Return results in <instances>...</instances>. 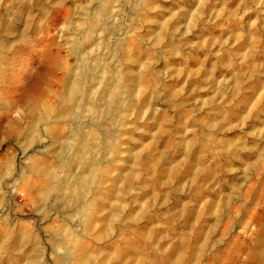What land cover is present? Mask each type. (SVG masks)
Segmentation results:
<instances>
[{
	"label": "rangeland",
	"instance_id": "1",
	"mask_svg": "<svg viewBox=\"0 0 264 264\" xmlns=\"http://www.w3.org/2000/svg\"><path fill=\"white\" fill-rule=\"evenodd\" d=\"M4 42L13 63L0 98L33 85L52 54L40 84L56 107L71 69L85 73L81 105L88 91L121 95L106 112L85 103L84 115L80 105L42 123L31 143L8 129L14 118L30 125L32 91L8 110L0 101L2 241L24 237L25 257L37 252L40 264H80L82 248L92 264H264V0H0ZM78 131L86 161L109 172L79 201L70 176L33 205L32 188L49 181L30 169L34 157L60 180L72 164L88 173L60 146ZM11 247L0 264L24 259Z\"/></svg>",
	"mask_w": 264,
	"mask_h": 264
},
{
	"label": "bare ground",
	"instance_id": "2",
	"mask_svg": "<svg viewBox=\"0 0 264 264\" xmlns=\"http://www.w3.org/2000/svg\"><path fill=\"white\" fill-rule=\"evenodd\" d=\"M104 9H105V13H108V8L105 7ZM73 44H75V42ZM0 45L2 51L7 52L9 50L7 43L4 42L1 43ZM9 58L10 57L5 53L3 55L0 54V87L4 88V90L5 87H7V80H6L7 72L9 70L10 65L13 63L10 61ZM56 61H57L56 54H52L49 60L47 61V63L43 65V71L41 70V68L38 71L39 78L30 87H26L24 89L19 88L18 93L15 92L12 96L6 95L5 92H3V94L1 95L0 98L1 105L4 108H6V110H8L13 108L15 104L24 97V94L26 93L27 90L28 92L29 90L32 91L30 92V98L32 101V107L30 112L32 116V121L30 125L25 126L21 118H14L11 127L8 129L9 131L8 133L16 136L18 139L26 138L27 142L31 143L34 141L33 136L35 137L39 133L42 123H48L49 121H54V120L58 121L64 118L74 117L76 114H78L76 112V107H80L81 105L80 99L84 89L86 88V85L85 87L83 85L85 80V73L83 71H79V70L76 71L73 69L70 70L69 76L64 81V91L61 96L62 105H60L59 107L55 106L54 102L52 101L51 95L48 92H46V90L43 89V87L40 84L41 77L53 72V70L55 69ZM103 78L104 77H102V79ZM100 79H101V75L95 74L92 77L91 81L97 82ZM110 82H111V78H107L106 85H108ZM85 95H86L85 103H89L90 109L94 108L95 110H98V112L100 113L109 110L107 103L105 105V101H107L108 98H112L114 99V101H116L118 100L121 94L119 92V87H115L112 91H106V88L103 89L98 93V96H93L90 91H88ZM85 103L81 105L80 107L81 111L79 115L80 114L84 115V113L86 112L87 108ZM51 131L52 129H50V133ZM76 135H79L80 137L76 138ZM51 137H52L51 139L54 140V142L57 140L53 132L51 133ZM73 139L74 140L71 144L69 142L64 141L60 144V146L62 147L63 151H68L72 149L73 152L76 154V156L79 158L80 167H84L85 170L88 171V173L76 174L72 171L75 168L74 164L72 165L69 164L70 166L66 168L65 177L62 178V180H60L57 177V173L55 172V169H52L51 167H43L42 169H40L41 168L40 160L38 157H34L30 163V169H32L34 174L46 176V178L49 179V181L47 182V185L45 187L41 188V185H36L35 187L32 188V195L30 200L31 202H33V205L39 204L41 201L45 202L47 199H49L51 190L53 189L51 186H49L51 184L50 182H56V184H58L59 181L69 182L68 180L71 178L70 176H72L71 179L73 181L71 182L72 195L73 197H77V201H79L81 197L87 196V193L92 192L91 187L86 186L85 185L86 183L88 184L89 183L93 184L94 182L99 183V181L103 177L102 175H104L105 172L106 173L109 172L108 170L106 171L104 169L102 170L101 166L97 162H94V165L92 166L89 164L88 161H86L88 155H86L85 152V148H86L85 134L81 133L80 131L75 132L73 134ZM112 147H116V145H112ZM5 167L10 168V162L6 163ZM58 193L61 194V198L65 197L64 191L62 190L61 187H58ZM98 199L95 201L99 202ZM93 209H95V207ZM85 217H86V224H85L86 228L90 231L96 229L97 224L94 221L93 212L87 210V212H85ZM109 217H110L109 213H107L106 216L100 220L101 230L105 231V233L106 231L107 233H109L108 232V229L110 227ZM140 232L138 233V235L143 240V242H145L147 246L150 247L154 241L151 228H148V230L146 228L145 230H142L141 233ZM10 237L11 236L9 235L5 240L2 241L1 240L2 236L0 234V241H2V245L0 246L1 248L10 249V247L12 246L10 244L8 245ZM62 243L64 246H66L67 254H70V244H68L65 240ZM54 244L57 243L54 242ZM23 246H24V237H21L20 240H18L17 243H15L14 246L11 247V249H19L22 253L21 256L24 258L21 261L18 260L16 264H40L39 263L40 258L38 257L37 252H35L33 257L29 259L25 257L26 256L25 252L22 249ZM34 246H37V243H35ZM80 255L82 257L81 260L82 262L80 264H92L93 253H90L86 249L82 248ZM0 258H1V254H0ZM25 258L27 259V261H24ZM55 261L60 262V258L58 257ZM144 261L145 260L139 262L138 264H148V262H144ZM114 264H117V262L115 261Z\"/></svg>",
	"mask_w": 264,
	"mask_h": 264
}]
</instances>
